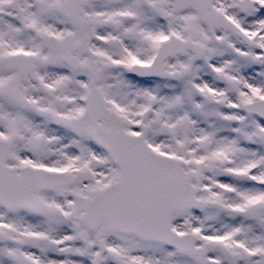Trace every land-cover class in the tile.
Wrapping results in <instances>:
<instances>
[{"label": "snow or ice", "instance_id": "6c2138e0", "mask_svg": "<svg viewBox=\"0 0 264 264\" xmlns=\"http://www.w3.org/2000/svg\"><path fill=\"white\" fill-rule=\"evenodd\" d=\"M0 264H264V0H0Z\"/></svg>", "mask_w": 264, "mask_h": 264}]
</instances>
